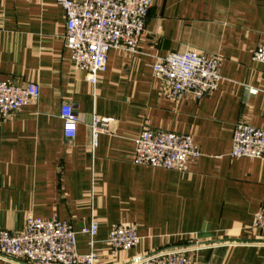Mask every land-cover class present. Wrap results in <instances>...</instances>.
Here are the masks:
<instances>
[{
    "label": "crops",
    "instance_id": "0c3cea01",
    "mask_svg": "<svg viewBox=\"0 0 264 264\" xmlns=\"http://www.w3.org/2000/svg\"><path fill=\"white\" fill-rule=\"evenodd\" d=\"M66 14L53 0H0V80L36 83L40 97L0 119V230L31 216L68 221L80 253L95 219V264L188 247L194 260L264 264V157L230 155L238 123L264 128V0H154L135 52L112 49L96 84L77 69L64 40ZM221 57L219 87L197 99L168 97L153 65L175 51ZM73 107L77 135L61 109ZM110 119L94 142L93 116ZM191 134L202 155L187 172L137 165L144 129ZM134 224L140 243L114 250L110 230ZM0 264H18L0 257ZM59 264V263H55Z\"/></svg>",
    "mask_w": 264,
    "mask_h": 264
},
{
    "label": "built area",
    "instance_id": "2783aa9c",
    "mask_svg": "<svg viewBox=\"0 0 264 264\" xmlns=\"http://www.w3.org/2000/svg\"><path fill=\"white\" fill-rule=\"evenodd\" d=\"M66 14L64 40L77 69L84 71L88 80L96 84L98 76L107 70L112 49L135 52L145 32L147 16L154 0H53ZM253 59L264 64V43L253 54ZM154 75L166 87L168 97L180 99L189 94L201 99L215 91L222 80L221 57L192 50L175 51L159 58L153 65ZM40 87L36 83L18 85L0 80V119L9 118L36 103ZM65 136L77 135L78 117L69 104L61 109ZM110 119L93 116L94 142L105 132ZM132 162L187 172L202 151L188 133L144 129L135 139ZM230 155L235 158L264 157V128L245 122L233 130ZM254 227L264 230V209L254 218ZM98 222L93 219L82 229L89 237L90 250L80 253L78 232L66 220L42 219L31 216L20 231L0 230V257L18 264H95ZM134 224L113 227L108 242L114 250H130L140 243ZM188 247H172L134 257L130 264H212L194 260Z\"/></svg>",
    "mask_w": 264,
    "mask_h": 264
}]
</instances>
